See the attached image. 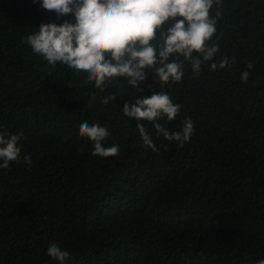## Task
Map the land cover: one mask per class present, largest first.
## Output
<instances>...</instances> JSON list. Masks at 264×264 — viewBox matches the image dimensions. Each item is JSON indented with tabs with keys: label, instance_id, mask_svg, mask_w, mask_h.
Masks as SVG:
<instances>
[{
	"label": "trees",
	"instance_id": "16d2710c",
	"mask_svg": "<svg viewBox=\"0 0 264 264\" xmlns=\"http://www.w3.org/2000/svg\"><path fill=\"white\" fill-rule=\"evenodd\" d=\"M66 19L40 0H0V130L24 133L20 163L0 168V264H59L46 254L53 243L69 253L64 264L264 259V0H223L216 60L236 63L216 72L206 64L198 77L186 66L165 88L181 116L160 123L175 131L188 116L195 131L177 147L141 121L156 152L122 113L133 92L160 90L151 71L139 92L124 78L100 92L84 85L85 73L52 67L22 43L41 23ZM113 91L114 102L88 106L91 93ZM84 122L106 127L104 144L119 145V154L93 156L79 135Z\"/></svg>",
	"mask_w": 264,
	"mask_h": 264
},
{
	"label": "clouds",
	"instance_id": "9594fccd",
	"mask_svg": "<svg viewBox=\"0 0 264 264\" xmlns=\"http://www.w3.org/2000/svg\"><path fill=\"white\" fill-rule=\"evenodd\" d=\"M40 6L54 11L58 19L69 14L72 17L59 25L41 23L38 31L22 40L52 67L59 63L77 75L85 73L84 85H92L100 92H105L106 85H117V78H124L139 92L147 73H153L160 90L152 89L150 95L133 92L134 101L126 100L122 106L123 116L137 122L142 145L153 152L157 147L152 133L141 121L150 123L158 137L176 142L177 147L189 142L195 131L194 121L188 116L175 131L160 123L181 116V105L165 88L182 81L186 66L193 77H198L206 64L216 72L236 63L235 56L216 60L223 0H40ZM252 68L253 63L245 65L240 76L242 83H247L248 70ZM119 95V91H113L97 97L93 92L88 106L97 98L101 105H108ZM23 135L22 131L0 130V168H9L11 162L20 163L22 149L18 142ZM79 135L92 142L93 156L114 157L120 152L119 145L105 146L110 133L99 123L80 124ZM23 162L31 166L29 156H23ZM46 254L59 264L69 259V253L54 243ZM257 264H264V259Z\"/></svg>",
	"mask_w": 264,
	"mask_h": 264
}]
</instances>
